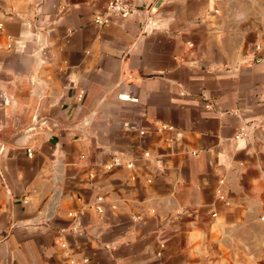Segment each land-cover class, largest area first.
<instances>
[{
    "label": "crops",
    "instance_id": "obj_1",
    "mask_svg": "<svg viewBox=\"0 0 264 264\" xmlns=\"http://www.w3.org/2000/svg\"><path fill=\"white\" fill-rule=\"evenodd\" d=\"M108 1L0 0V264H264V0Z\"/></svg>",
    "mask_w": 264,
    "mask_h": 264
},
{
    "label": "built area",
    "instance_id": "obj_2",
    "mask_svg": "<svg viewBox=\"0 0 264 264\" xmlns=\"http://www.w3.org/2000/svg\"><path fill=\"white\" fill-rule=\"evenodd\" d=\"M134 11V4L133 0H109L104 8L103 13L95 15L93 17V22L96 26L102 27L107 25L111 19L113 18H124L130 15ZM259 48L256 47L255 50H258ZM257 62L264 61V58L255 59ZM261 125H264V111L262 113V120ZM242 134H238L235 136V139H238L241 137ZM28 156L31 154L28 152ZM116 161H113L115 163ZM127 167H130L128 165ZM220 199H223L222 196L219 197ZM100 201V199H97ZM96 211L100 212V208L97 206Z\"/></svg>",
    "mask_w": 264,
    "mask_h": 264
}]
</instances>
